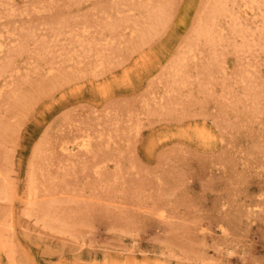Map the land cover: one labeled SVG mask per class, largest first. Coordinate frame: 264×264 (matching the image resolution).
Returning <instances> with one entry per match:
<instances>
[{
    "label": "rangeland",
    "instance_id": "rangeland-1",
    "mask_svg": "<svg viewBox=\"0 0 264 264\" xmlns=\"http://www.w3.org/2000/svg\"><path fill=\"white\" fill-rule=\"evenodd\" d=\"M217 2L0 0V264H264V0L192 42Z\"/></svg>",
    "mask_w": 264,
    "mask_h": 264
},
{
    "label": "bare ground",
    "instance_id": "bare-ground-1",
    "mask_svg": "<svg viewBox=\"0 0 264 264\" xmlns=\"http://www.w3.org/2000/svg\"><path fill=\"white\" fill-rule=\"evenodd\" d=\"M218 2L217 3H214V5H213V7L211 8V10L208 12V13H204L205 15H199L198 16V19H197V22H196V27H195V29H194V34H193V36H192V34H191V36H192V42L193 41H198L199 39H202V38H205L204 40H207V41H209L210 43H213L214 44V40H213V36H214V33H212L213 32V28H214V25H215V23H216V20H217V18H218V16L220 15V14H222V12L223 11H225V10H223L224 9V3H225V0H217ZM252 2V1H251ZM264 4V3H263ZM154 5V4H153ZM158 5V4H157ZM142 10H143V12L141 13V15H140V17H144V21H149V24L151 25V26H154L153 24H156V22H157V14H156V12H153L154 10L149 6V5H147V4H144V2H143V5H142ZM226 8V7H225ZM166 13V12H165ZM199 13V12H198ZM202 14H203V11L201 12ZM232 17V16H231ZM164 19V18H163ZM234 19H236V18H234ZM116 22V21H115ZM115 22H113V23H115ZM122 24V23H121ZM162 24V23H161ZM114 25V24H113ZM149 25V26H150ZM150 26V27H151ZM68 28H69V26H68ZM70 28H71V26H70ZM73 28V27H72ZM76 28V27H75ZM111 28H113V27H111ZM142 29V28H141ZM70 30V29H69ZM76 30V29H75ZM134 32V31H133ZM139 32H140V30H139ZM29 35H31V34H29V33H27L26 35H25V38L27 37V36H29ZM75 35H76V33H75ZM77 35H78V33H77ZM31 37H32V35H31ZM35 36H33V38H34ZM207 38V39H206ZM30 39V38H29ZM32 39V38H31ZM46 39V38H45ZM35 40H37V39H35ZM39 40H41V39H39ZM38 40V41H39ZM37 41V42H38ZM43 41V40H42ZM87 41V40H86ZM90 42V41H89ZM39 43H41L40 41H39ZM71 43V42H70ZM86 43V42H85ZM87 44V43H86ZM48 44L46 43V46H47ZM211 45V44H210ZM88 46H89V44H88ZM18 47V46H17ZM68 47H70V46H68ZM18 49V48H17ZM47 49V48H46ZM71 51V50H70ZM89 54V53H88ZM74 55V54H73ZM75 55H78V54H75ZM80 55V54H79ZM79 57V56H78ZM80 58V57H79ZM99 61V60H98ZM180 62V61H179ZM179 62H173L172 63V75H178L180 72H181V70H180V68H179ZM181 62H183L182 60H181ZM96 64V63H95ZM3 66H1L0 67V72L3 70ZM248 75V74H247ZM240 80V79H239ZM176 82V81H175ZM173 84H174V81H173ZM133 123V122H132ZM206 131V130H205ZM197 132V131H196ZM203 133H205V132H203ZM206 133H208L207 131H206ZM197 135V134H196ZM204 135V134H203ZM202 137H204V136H202ZM211 137V136H210ZM209 138V137H208ZM212 138V137H211ZM210 139V138H209ZM83 145V146H85L86 145V143L85 142H80L79 143V145ZM82 158V157H81ZM83 166V165H82ZM81 166V167H82ZM83 168V167H82ZM71 170V169H70ZM73 170V169H72ZM42 171V170H41ZM47 171V170H46ZM49 174V173H48ZM35 177V176H34ZM73 178H74V176H73ZM74 183V182H73ZM33 184V183H32ZM54 185V184H53ZM58 185V184H57ZM57 185H55V186H57ZM41 186V185H40ZM43 186V185H42ZM30 187V186H29ZM71 188H73V187H71ZM36 191V190H35ZM107 191V190H106ZM54 196V195H53ZM70 198V197H69ZM68 198V199H69ZM30 201V200H29ZM32 201V200H31ZM49 201H50V199H49ZM74 201V200H73ZM84 205V204H83ZM77 206V205H76ZM85 206V205H84ZM57 207V206H56ZM60 207V206H59ZM85 208V207H84ZM42 209H44L45 211L44 212H46V214H49V215H51V216H53V217H56V219H57V221H58V224L60 225V227H66V225H68L69 223H70V221H71V219H75V217L73 216V215H71L70 213H66V212H56V214H58V215H52L53 213H54V211H56L58 208H55L51 203H46L45 205H43L42 206ZM50 216V217H51ZM57 224V225H58ZM56 225V224H55ZM226 250L227 251H233V247H227L226 248ZM160 264H166L165 262H160Z\"/></svg>",
    "mask_w": 264,
    "mask_h": 264
}]
</instances>
